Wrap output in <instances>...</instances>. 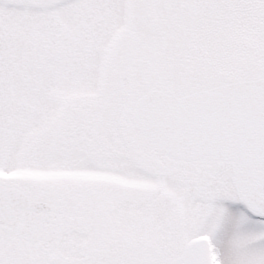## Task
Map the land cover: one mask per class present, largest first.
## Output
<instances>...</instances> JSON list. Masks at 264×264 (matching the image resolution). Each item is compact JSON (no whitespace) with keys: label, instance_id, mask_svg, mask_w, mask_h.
<instances>
[{"label":"snow or ice","instance_id":"snow-or-ice-1","mask_svg":"<svg viewBox=\"0 0 264 264\" xmlns=\"http://www.w3.org/2000/svg\"><path fill=\"white\" fill-rule=\"evenodd\" d=\"M0 264H264V0H0Z\"/></svg>","mask_w":264,"mask_h":264}]
</instances>
